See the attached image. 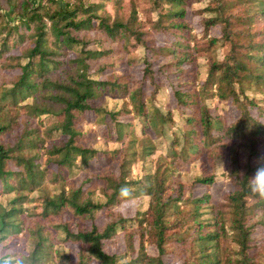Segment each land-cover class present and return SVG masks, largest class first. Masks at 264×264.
I'll return each instance as SVG.
<instances>
[{
    "label": "trees",
    "instance_id": "trees-1",
    "mask_svg": "<svg viewBox=\"0 0 264 264\" xmlns=\"http://www.w3.org/2000/svg\"><path fill=\"white\" fill-rule=\"evenodd\" d=\"M172 76L187 80L170 94ZM215 98L239 119L214 116ZM263 116L264 0H0V264H264L249 187ZM89 117L108 147L87 145ZM221 164L233 191L214 204ZM142 197L136 217L118 210ZM119 236L125 253L107 249Z\"/></svg>",
    "mask_w": 264,
    "mask_h": 264
},
{
    "label": "rangeland",
    "instance_id": "rangeland-1",
    "mask_svg": "<svg viewBox=\"0 0 264 264\" xmlns=\"http://www.w3.org/2000/svg\"><path fill=\"white\" fill-rule=\"evenodd\" d=\"M204 8V5L202 4H195L194 7H189L188 12V19L187 22L190 23L194 31L197 35H202L204 33V25L203 21L205 19V16L196 15L194 11H197L199 9ZM209 35L212 38H218L221 36V30L219 27H213L209 31ZM158 41L160 44L162 43L161 37H158ZM207 56V54H204ZM206 56H202V58L199 60L200 67H198V75H195V78L197 80V87L201 88L204 85L205 79L207 78V58ZM121 73H129L130 70L127 66H121L120 68ZM133 74H136L140 76L138 73V69H136ZM187 78H180L172 76L171 79L168 82L169 92L172 94V90L174 87H177L180 83L186 81ZM121 105L120 102L112 101L111 107L119 106ZM212 105V114L217 117H222L225 119L228 123H233L236 120L239 119L240 114L236 107L233 106L231 103L226 102H220L217 98L213 99L211 101ZM253 114L258 117L260 115V111L254 109L252 110ZM261 120L264 122V116L261 118ZM83 129L85 133L89 137V142L87 143L88 146H93L99 150L104 149L107 146V144L101 139L102 137V126L95 125V121L93 117H89L86 122L83 124ZM110 148H113L112 145H109ZM92 165V171L95 174H98V172L101 170V167L104 165L103 159H98L96 161H93L91 163ZM224 168V169H223ZM223 168L220 166L218 170V175L215 184L210 188V193L212 194V203L217 204L222 201L223 197L227 195L228 193L233 191V187L231 185L230 179L228 178L227 170L223 166ZM200 169V163H196L193 166V172L192 174L196 176V174H199ZM134 177H141L142 176V170L141 168L135 167L133 170ZM87 175L84 177H80L78 180V183H81L82 179L86 178ZM187 180V179H186ZM208 191L207 188L202 186H197L194 189V194L196 196H199L201 194H204ZM149 207V198L142 197L141 199H134L130 200L126 203H123L118 210L124 215L125 218H134L138 215L139 212H145ZM102 220H99V223H101ZM118 246L116 247V250L112 248L111 245L107 246V249L109 251L112 250V252L117 253H125L126 250V243L123 236H119L117 238ZM136 245V251H139V244L138 242L135 243ZM70 247V246H68ZM7 251V252H6ZM0 254H6V253H12L11 250L7 249L5 251H2V248H0ZM147 252L150 255H156L158 253L157 249L155 247H148ZM165 260H168L167 258Z\"/></svg>",
    "mask_w": 264,
    "mask_h": 264
},
{
    "label": "clouds",
    "instance_id": "clouds-1",
    "mask_svg": "<svg viewBox=\"0 0 264 264\" xmlns=\"http://www.w3.org/2000/svg\"><path fill=\"white\" fill-rule=\"evenodd\" d=\"M223 168V165L221 164ZM224 169V168H223ZM251 195L264 199V164L257 167L255 174L249 178Z\"/></svg>",
    "mask_w": 264,
    "mask_h": 264
}]
</instances>
